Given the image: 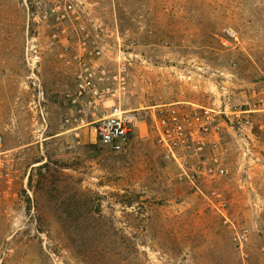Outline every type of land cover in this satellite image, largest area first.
Instances as JSON below:
<instances>
[{
  "label": "rangeland",
  "instance_id": "obj_1",
  "mask_svg": "<svg viewBox=\"0 0 264 264\" xmlns=\"http://www.w3.org/2000/svg\"><path fill=\"white\" fill-rule=\"evenodd\" d=\"M74 4L103 61L126 66V108L227 104L250 122L242 138L221 126L227 173L199 182L220 193L211 206L149 122L125 149L102 147L100 115L74 116L57 57L77 44L72 24L56 38L48 0H0V132L17 172L0 192V264H264V0Z\"/></svg>",
  "mask_w": 264,
  "mask_h": 264
},
{
  "label": "built area",
  "instance_id": "obj_2",
  "mask_svg": "<svg viewBox=\"0 0 264 264\" xmlns=\"http://www.w3.org/2000/svg\"><path fill=\"white\" fill-rule=\"evenodd\" d=\"M56 32L53 37L67 36L72 24L77 44H64L57 57L72 75L74 87L67 95L76 118L100 117L93 120L95 139L109 150L121 151L129 146L137 135L141 122L150 123L156 143L180 168L195 192L214 206L213 197H220L216 189H203L199 182L211 183L226 175L227 168L221 159V126L228 121L239 137L245 135L249 124L246 117L249 110L242 106L224 108L195 104L188 101H174L153 106L132 109L123 105L128 89V74L124 64L111 68L103 61V50L89 38L74 0H48ZM231 33V32H229ZM35 45L27 48L26 57L33 74L37 68L39 52ZM39 96H44L43 92ZM104 109L100 112L99 109ZM77 120V119H75ZM147 121V122H146ZM17 178L14 156L4 148L0 132V192L14 186ZM244 237V235H242Z\"/></svg>",
  "mask_w": 264,
  "mask_h": 264
}]
</instances>
